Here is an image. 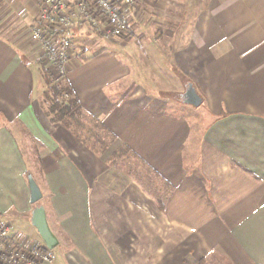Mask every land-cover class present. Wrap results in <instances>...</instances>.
<instances>
[{
    "label": "crops",
    "instance_id": "crops-1",
    "mask_svg": "<svg viewBox=\"0 0 264 264\" xmlns=\"http://www.w3.org/2000/svg\"><path fill=\"white\" fill-rule=\"evenodd\" d=\"M134 1L139 44L70 59L73 98L113 137L87 146L37 104L38 0H0V223L42 243L22 132L41 146L52 264H264V0ZM187 84L197 113L171 100Z\"/></svg>",
    "mask_w": 264,
    "mask_h": 264
},
{
    "label": "built area",
    "instance_id": "built-area-1",
    "mask_svg": "<svg viewBox=\"0 0 264 264\" xmlns=\"http://www.w3.org/2000/svg\"><path fill=\"white\" fill-rule=\"evenodd\" d=\"M39 9L30 41L38 51L36 62L65 76L71 55V35L79 26L103 41L131 36L126 12L134 0H38ZM54 255L43 243L25 247L0 226V264H52Z\"/></svg>",
    "mask_w": 264,
    "mask_h": 264
},
{
    "label": "rangeland",
    "instance_id": "rangeland-1",
    "mask_svg": "<svg viewBox=\"0 0 264 264\" xmlns=\"http://www.w3.org/2000/svg\"><path fill=\"white\" fill-rule=\"evenodd\" d=\"M16 31H20V29H22L21 34L19 35L21 41H23V43H27L28 41V33L26 28L23 29L22 27L18 26H14V28ZM87 37L83 38V37H79L77 39V41H75L73 39V43L71 44V55H70V59L73 58V60H76L77 56L78 58H83L85 57V54H90L91 50L95 51L97 49L100 50V48L102 49H110V50H115L118 51L117 49H119L121 47V45H134L135 44H139L140 41L138 40L137 37H133L128 36V37H124L121 39H114L112 41H103L101 40L99 37L96 38H92V41H89L86 39ZM86 39V40H85ZM75 52V54H74ZM117 53V52H116ZM130 54V52H129ZM87 56V55H86ZM70 59H69V63H70ZM38 77H39V84H38V89H37V96H36V101L37 104L41 110V112L46 115V110L49 107V104L47 101H45V95L51 90L52 85L59 83V82H64L65 81V76H59V73L56 71H52V70H48L47 68H44L43 66H41L38 63ZM68 70V68H67ZM53 76L55 77L53 79ZM51 82V83H50ZM65 83V82H64ZM175 95L173 93L170 94ZM172 102L174 103H181V100H179V98L177 97H173L172 96ZM183 107H185L184 105H182ZM180 105V107H182ZM204 108V105L200 106V108L194 109L193 111H196V113L199 110H202ZM193 109V108H192ZM189 111V110H188ZM189 114V118L190 119H194L196 118L197 115L192 114L191 112H188ZM18 140L20 143V148L21 151L24 153V155L26 156V158L28 159L29 162V170H28V174H30L32 177L34 175H36L38 177L39 182H41V175L38 171V166H37V157L39 154V150L41 148L40 144H38V142H36L35 140H33L32 138H30V136L26 135L25 133L22 132H18ZM0 226H4L0 223ZM29 228V226H26V229ZM53 228V227H52ZM52 254L55 256V254L59 255V250L57 248L51 250Z\"/></svg>",
    "mask_w": 264,
    "mask_h": 264
},
{
    "label": "trees",
    "instance_id": "trees-1",
    "mask_svg": "<svg viewBox=\"0 0 264 264\" xmlns=\"http://www.w3.org/2000/svg\"><path fill=\"white\" fill-rule=\"evenodd\" d=\"M64 82L52 85L45 95V101L49 104L45 116L51 123L61 125L84 145L89 146L93 138L99 142L97 137L100 133L102 138L112 140L113 137L105 128L79 108L69 86Z\"/></svg>",
    "mask_w": 264,
    "mask_h": 264
},
{
    "label": "water",
    "instance_id": "water-1",
    "mask_svg": "<svg viewBox=\"0 0 264 264\" xmlns=\"http://www.w3.org/2000/svg\"><path fill=\"white\" fill-rule=\"evenodd\" d=\"M181 101L184 105L192 108H199L202 105L201 98L191 84H187L185 87ZM27 185L30 203L34 205L31 212L30 225L35 229L45 248L53 250L58 246L59 241L49 227L44 207L42 205H38L42 199V193L30 174H27Z\"/></svg>",
    "mask_w": 264,
    "mask_h": 264
}]
</instances>
